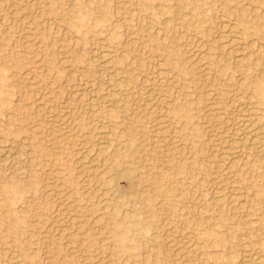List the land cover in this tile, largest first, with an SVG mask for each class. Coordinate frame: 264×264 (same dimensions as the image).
<instances>
[{
  "label": "rangeland",
  "instance_id": "1",
  "mask_svg": "<svg viewBox=\"0 0 264 264\" xmlns=\"http://www.w3.org/2000/svg\"><path fill=\"white\" fill-rule=\"evenodd\" d=\"M251 106L264 0H0V264H264Z\"/></svg>",
  "mask_w": 264,
  "mask_h": 264
},
{
  "label": "bare ground",
  "instance_id": "2",
  "mask_svg": "<svg viewBox=\"0 0 264 264\" xmlns=\"http://www.w3.org/2000/svg\"><path fill=\"white\" fill-rule=\"evenodd\" d=\"M135 4V3H134ZM158 4V3H157ZM245 6V5H244ZM249 6V5H248ZM253 7V6H252ZM258 7V6H257ZM263 13V12H262ZM126 18V17H125ZM224 24V23H223ZM226 25H224V27H225ZM230 26V25H229ZM234 26V25H233ZM231 28V27H230ZM228 32V31H227ZM224 33H226V32H224ZM236 33V32H235ZM188 36V35H187ZM225 37H227V35L225 36ZM240 40V39H239ZM250 41V40H249ZM228 43H230V45H231V47L233 48V51H235L236 53H238V52H240L241 51V45H240V42L238 41V39H237V37L235 38V37H233V36H231V35H229V39H228ZM245 45V44H244ZM242 46H243V44H242ZM229 51V50H228ZM123 52V51H122ZM203 52V51H202ZM105 53H107V52H105ZM251 53V52H250ZM124 54V53H123ZM204 54V53H203ZM105 55H107V54H105ZM110 55V54H109ZM113 55V54H112ZM116 55V54H115ZM202 55V54H201ZM102 57V56H101ZM190 57V56H189ZM244 58V57H243ZM242 58V59H243ZM110 59V58H109ZM113 59V58H112ZM111 59V60H112ZM240 61H241V58H238ZM110 60V61H111ZM238 60V61H239ZM109 61V60H108ZM118 68V67H117ZM205 69V68H204ZM164 72L165 71H163V69H161V68H159L158 69V71H157V75H158V78L159 79H161L162 81H164V78H165V74H164ZM26 74V73H25ZM212 74H214V73H212ZM206 75V74H205ZM112 76V75H111ZM168 78V77H167ZM118 80V79H117ZM166 80V79H165ZM207 80V79H206ZM116 81V80H115ZM49 83V82H48ZM177 88V87H176ZM118 90V89H117ZM178 90V89H177ZM211 91V90H210ZM116 92V91H115ZM129 92V91H128ZM211 93V92H210ZM187 94V93H186ZM124 95V94H123ZM126 96V95H125ZM128 96V95H127ZM150 96V95H149ZM80 97V96H79ZM79 99V98H78ZM172 100V99H171ZM90 101V100H89ZM93 101V100H92ZM144 101V100H143ZM167 102V101H166ZM213 103V102H212ZM168 104V103H167ZM106 105V104H105ZM210 105V104H209ZM108 106V105H107ZM248 106V105H247ZM153 107V106H152ZM252 107V106H251ZM163 108V107H162ZM253 107L251 108V110L248 112V117L247 118H245V117H242L243 119H240L241 121H239V125L243 128V130H244V132H243V134L245 133L247 136L246 137H249V138H251V140L253 139L254 141H256V144L258 143V144H260V145H262V144H264V126L262 125V124H260V123H258L257 121H256V119H255V112H254V110L255 109H253ZM249 110V109H248ZM89 111V110H88ZM59 112V111H58ZM211 112V111H210ZM213 112V111H212ZM90 113V112H89ZM64 116V115H63ZM93 116V115H92ZM101 116V115H100ZM159 117V116H158ZM216 117H217V115H216ZM240 117V116H239ZM240 122H241V124H240ZM103 126V125H102ZM157 126V125H156ZM98 127V126H97ZM100 127V126H99ZM98 127V128H99ZM240 127V128H241ZM241 128V129H242ZM237 129V128H236ZM235 129V130H236ZM240 129V130H241ZM156 130V129H155ZM109 133V132H108ZM110 134V133H109ZM221 134V133H220ZM224 134V133H223ZM83 135V134H82ZM215 137V136H214ZM245 137V136H244ZM158 138V137H157ZM226 138V137H225ZM103 139H104V141H105V144L107 143H109L110 144V141H109V138H108V136L107 135H105V137H103ZM173 139V138H172ZM250 140V141H251ZM252 140V141H253ZM232 141V140H231ZM131 144V143H130ZM171 144V143H170ZM101 145V144H100ZM100 145H99V147H100ZM116 145V144H115ZM126 145V147H128L127 146V144H125ZM129 145V144H128ZM152 145V144H151ZM154 145V144H153ZM156 147H158V146H156ZM221 147V146H220ZM237 148V147H236ZM98 149V148H97ZM131 149V148H130ZM155 149H157V148H155ZM260 149V148H259ZM103 150V149H102ZM119 151V150H115V148H112V151ZM126 149H124V150H122V151H119V152H121L122 154H126V152L127 151H125ZM141 150V149H140ZM104 151V150H103ZM259 151V150H258ZM97 152V151H96ZM118 152V153H119ZM143 155V154H142ZM240 156H242V155H240ZM127 157V156H126ZM155 157V156H154ZM165 157V156H164ZM248 158V157H247ZM246 158V159H247ZM201 159V158H200ZM92 160V159H91ZM243 160V159H242ZM127 162L128 163H130L131 161L130 160H127ZM221 162V161H220ZM243 163V162H242ZM253 163V162H252ZM223 164V163H222ZM91 167V166H90ZM118 166L116 165V164H108V165H106V167L104 168L105 169V172L107 173V176L109 177V180H110V182H111V184L115 187V189H116V192H117V190L120 192V189H119V187L117 186L118 184H117V180H118V178H119V176H118ZM164 168V167H163ZM131 169H133V167H132V165H124V167H123V173H124V176H126V177H128L129 179H131L130 181H132V183L135 185L137 182L134 180V174L135 173H137V172H133L134 170H135V167H134V170L132 171ZM220 169V168H219ZM121 171V170H120ZM120 174V173H119ZM123 175V174H122ZM123 176V177H124ZM135 176H136V174H135ZM108 177H107V179H108ZM97 178V177H96ZM127 179V178H126ZM138 179V178H137ZM140 183V182H139ZM233 183V182H232ZM132 187V186H131ZM133 188H134V186H133ZM134 189H137V188H134ZM138 190V189H137ZM132 191H133V189H132ZM122 193V192H121ZM134 193V192H133ZM118 194V193H117ZM123 194V193H122ZM124 195V194H123ZM122 195V196H123ZM237 196V195H236ZM235 202H236V200L235 199H233ZM201 207V206H200ZM72 219V218H71ZM185 226V225H184ZM189 234V233H188ZM190 242V241H189ZM194 242V241H193ZM193 245V244H192ZM150 246V245H149ZM178 248V247H177ZM190 248H191V246H190ZM193 251H195V250H193ZM175 252V251H174ZM200 255V254H199ZM261 259V258H260ZM258 257H256V256H252V258H251V262H252V264H261V260H260ZM131 264V263H130Z\"/></svg>",
  "mask_w": 264,
  "mask_h": 264
}]
</instances>
